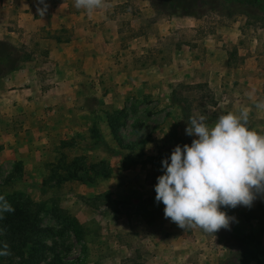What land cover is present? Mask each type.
I'll list each match as a JSON object with an SVG mask.
<instances>
[{"label":"rangeland","instance_id":"rangeland-1","mask_svg":"<svg viewBox=\"0 0 264 264\" xmlns=\"http://www.w3.org/2000/svg\"><path fill=\"white\" fill-rule=\"evenodd\" d=\"M137 1H126L133 13ZM157 2L143 1L151 14L137 15L142 28L156 31L157 22L180 15ZM245 10L212 8L198 1L192 16L180 15L182 27L158 40V49L183 44L190 50L188 55L201 56V65L179 81L155 84L153 94L141 83L131 98L120 93L116 101L102 103L103 130H22L14 125L21 122L18 114L0 122V195L12 207L33 211L39 227L53 229L35 236L47 246L32 264H117L127 256L133 257L132 264H264V196H258L251 208H228L227 215L234 218L230 227L213 235L199 228L181 229L164 217L165 206L151 196L163 174L155 157L168 156L169 149L191 145L195 138L185 133L188 123L180 110L182 103L189 104L190 116L203 114L210 125L218 115L239 114L246 107L249 127L264 134V110L255 107L257 100H264V15ZM232 24L238 29L237 40L217 46L227 52L236 50V45L242 52L251 47L247 52L251 62L244 55L222 61L226 70L222 67L218 78L209 74L204 61L206 44H216L219 30ZM152 55L158 56L155 51ZM222 77L233 80L234 86L246 83L244 98L231 101L224 96ZM193 83L201 87L188 88ZM172 89L177 93L173 99ZM109 121L119 140L111 136ZM0 230L4 232L1 219ZM55 256L58 260H53ZM6 258L0 256V264Z\"/></svg>","mask_w":264,"mask_h":264},{"label":"crops","instance_id":"crops-1","mask_svg":"<svg viewBox=\"0 0 264 264\" xmlns=\"http://www.w3.org/2000/svg\"><path fill=\"white\" fill-rule=\"evenodd\" d=\"M126 1L108 0L110 7L89 16L73 6L74 0H46L49 7L40 17L37 0H0V39L26 45L31 51V58L19 69L0 77V122H9L18 114L21 122L12 124L22 130H103L102 103L116 101L120 93L131 98L141 83L153 94L155 84L179 81L188 72H196L201 56L188 55L187 46L172 45L164 50L161 45L158 49V40L182 27L183 17L162 19L156 23V31L144 29L137 15L150 16L147 4L138 0L133 13ZM219 34L216 44H206L204 61L209 74L221 78V68L226 70L222 61L241 55L249 61L251 47L244 52L238 45L230 52L220 47L222 42L237 40L238 29L233 24L220 29ZM154 51L158 56L152 55ZM166 53L168 58L163 61ZM221 53L218 64L216 56ZM222 84V94L231 101L244 98L246 83L234 86L233 80L222 77Z\"/></svg>","mask_w":264,"mask_h":264},{"label":"clouds","instance_id":"clouds-1","mask_svg":"<svg viewBox=\"0 0 264 264\" xmlns=\"http://www.w3.org/2000/svg\"><path fill=\"white\" fill-rule=\"evenodd\" d=\"M73 6L91 16L111 5L108 0H74ZM48 7L46 0H37L40 17ZM255 107L264 110V100H257ZM206 121L203 114L189 117L185 133L195 138L191 145H176L162 160L155 199L165 206L164 217L181 229L199 228L213 235L228 229L234 219L222 208H251L258 196H264V134L249 127L246 107L239 114L218 115L211 125ZM14 211L0 195V219ZM0 243V256L11 255L7 242Z\"/></svg>","mask_w":264,"mask_h":264},{"label":"trees","instance_id":"trees-1","mask_svg":"<svg viewBox=\"0 0 264 264\" xmlns=\"http://www.w3.org/2000/svg\"><path fill=\"white\" fill-rule=\"evenodd\" d=\"M159 2L155 3L161 8L167 7L172 13L177 12L180 15H191L193 14V9L197 6V2L201 4L208 3L212 8L216 7H241L242 12H245V9L253 11L256 13H261L264 15V0H158ZM158 6H155V10L159 9ZM157 12V11H156ZM231 12H227L230 15ZM31 58V51L26 45H13L10 42L0 39V77L10 73L11 71L19 69L25 61H28ZM179 86L180 83H177ZM182 86V85H181ZM201 87V83H193V85H188V88ZM175 89V88H174ZM177 94L175 90L171 91V98L173 95ZM178 97V95L176 96ZM186 100V98H185ZM187 101V100H186ZM188 102V101H187ZM186 106V109L184 108ZM189 104L184 105L182 103L180 110L183 114V118L188 121L189 115ZM111 136L119 140L118 132L116 126L112 122L107 123ZM170 154L161 158L155 157L159 163L162 164V160L169 158L172 150L168 151ZM170 162V160H169ZM152 199L156 201V192L152 190L151 193ZM152 200V201H153ZM157 202V201H156ZM159 205L163 203L157 202ZM17 205L13 207L14 212L4 213L3 218L1 219V226L3 228V234L0 236V242L6 241L9 245V250L11 255H8L4 264H32L36 259L38 254L44 250L47 246L38 239L36 235L38 234H49L53 232V229L50 227H39L38 226V217L33 213V211H27L26 209H17ZM225 212L228 211V208H222ZM164 213V211H163ZM2 247V243H0ZM247 253V251H245ZM240 258L243 259L241 252L239 253ZM2 258L4 256H1ZM16 258L11 260V258ZM53 260H58V257L55 256ZM133 257L127 256L117 264H132ZM136 264H142L137 262ZM243 264V263H241Z\"/></svg>","mask_w":264,"mask_h":264}]
</instances>
